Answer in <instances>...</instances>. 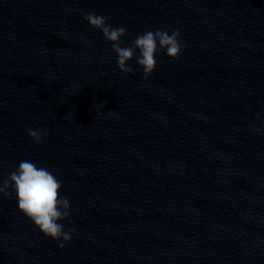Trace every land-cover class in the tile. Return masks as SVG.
<instances>
[{
  "label": "clouds",
  "instance_id": "9594fccd",
  "mask_svg": "<svg viewBox=\"0 0 264 264\" xmlns=\"http://www.w3.org/2000/svg\"><path fill=\"white\" fill-rule=\"evenodd\" d=\"M87 23L99 30L106 42L111 43L112 51L117 55V65L120 72L132 74L133 68L129 61L136 59L137 65L143 69V77L147 79L157 66L156 54L166 51V55L178 60L183 45L180 42L179 30L169 33L158 29L138 35L131 45L121 46V38L127 30L123 27H112L107 23V17L95 13L84 16ZM103 104V103H102ZM112 112V111H109ZM29 137L39 144L47 131L43 129L28 130ZM61 181L47 168L38 167L30 160L19 162L18 168L12 171L6 179L0 181V195L9 196L12 192L18 203V209L36 228L53 241H71L73 229L65 231L64 225L58 221L66 220L71 213L67 197H61ZM59 243V248L64 247Z\"/></svg>",
  "mask_w": 264,
  "mask_h": 264
}]
</instances>
